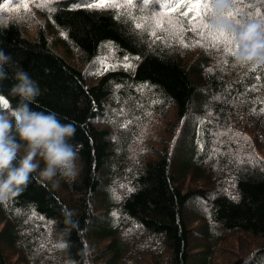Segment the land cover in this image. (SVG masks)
Returning <instances> with one entry per match:
<instances>
[{
  "label": "trees",
  "instance_id": "obj_1",
  "mask_svg": "<svg viewBox=\"0 0 264 264\" xmlns=\"http://www.w3.org/2000/svg\"><path fill=\"white\" fill-rule=\"evenodd\" d=\"M164 2L116 0L117 8L96 9L87 0H53L33 39L18 23L0 22V96L9 104L1 113L16 107L10 90L17 72H27L41 92L32 110L75 127L69 143L79 146L82 165L75 180L55 187L33 173L0 203V264H229L230 253L237 264H264V71L252 86L238 74L233 82L207 75L205 55L186 60L144 27L167 13ZM259 10L264 16V0L251 22L264 24ZM110 54L132 67L97 69L96 84L73 61ZM142 105L175 116L151 159L132 154ZM231 120L251 133L262 154L256 161L220 144L217 130ZM111 185H120L116 200Z\"/></svg>",
  "mask_w": 264,
  "mask_h": 264
},
{
  "label": "clouds",
  "instance_id": "obj_2",
  "mask_svg": "<svg viewBox=\"0 0 264 264\" xmlns=\"http://www.w3.org/2000/svg\"><path fill=\"white\" fill-rule=\"evenodd\" d=\"M228 7L229 0H213L210 27L234 36L232 57L236 65L264 66V24L249 22L234 27L225 17ZM4 59L0 52V60ZM15 79L10 94L19 97L18 103L7 114L0 113V203L26 188L33 173L38 172L55 187L60 180L71 183L82 170L77 163L79 146L69 143L75 127L61 123L53 114L32 110L31 102L41 94L38 82L23 70Z\"/></svg>",
  "mask_w": 264,
  "mask_h": 264
},
{
  "label": "rangeland",
  "instance_id": "obj_3",
  "mask_svg": "<svg viewBox=\"0 0 264 264\" xmlns=\"http://www.w3.org/2000/svg\"><path fill=\"white\" fill-rule=\"evenodd\" d=\"M261 0H229V7L226 10L225 17L226 19L234 26L235 21L239 20L241 23H249L251 22V9L254 7V4H258ZM5 0H0V5H2ZM43 3L44 0H41ZM53 2V0H52ZM23 3H27L29 5L28 9L25 10L22 7ZM251 3V4H249ZM245 4H248L247 6ZM42 8L36 6L35 0H20V4L16 3V0H11L9 4V10L0 11V22H16L20 25L21 29L23 30L24 34L29 38H35L39 27L43 25L44 18L42 16ZM232 13V17L229 18L228 14ZM259 16H263L261 10L258 12ZM164 15V14H162ZM161 14H156L153 16V19H159ZM262 21H264V16L261 17ZM215 31L213 28H211ZM229 34V33H228ZM231 35V34H230ZM156 36H161L160 38L165 37V33L163 31H157ZM183 40L185 43L189 45L193 44L196 41L200 40V37L196 35L193 31L189 30L188 26H184V33H183ZM165 41V40H164ZM172 43L175 47L180 48L181 51L185 55V59L192 61L195 59L200 58V56H206V61L208 62L205 72L207 75H214V73H221L223 75H227V77H232L231 81L238 80L231 76L232 74H238L240 76L239 80H245L247 86H252L255 80H258L257 77L260 78L259 73L264 71V66L261 67H251V65L246 67H241L236 65L233 61L232 55H228L225 53L224 47L221 46L220 48L214 47H201V46H190V47H182L176 42L175 39L169 38L165 41ZM234 49V44L232 45ZM56 50L63 54V49ZM67 56L66 54H63ZM75 65H77L81 70L85 72L88 78L89 84H96L97 83V69L101 66V70L104 66H106L102 61L103 59L99 58L95 61H87L82 62L80 57L73 59ZM107 61L109 62L112 69L120 68L126 64L127 61L125 59H119L114 54H110ZM252 70V71H249ZM250 73L253 74L251 77ZM264 74V72H263ZM227 81V80H226ZM230 82V81H227ZM257 88V85L255 86ZM147 89L145 86H141L137 88L138 91H145ZM259 91L260 88H257ZM142 115L141 120L136 122L139 123L137 134L140 135V139L138 140L137 144L132 146V154L134 156H144V158H153L154 155L158 154L159 151L164 149L166 145L165 141L169 138V133L171 132L169 125L172 124L175 120V116L173 112L170 110L169 113L163 114L160 110L156 109L149 111V108L142 105ZM2 111L0 110V113ZM9 111L4 112L7 114ZM11 118V117H10ZM243 119V118H242ZM186 121V120H185ZM114 121H112V125H114ZM109 123V122H108ZM215 130L216 127L212 125ZM232 126H237L234 128ZM100 128H104V126L99 125ZM230 129H229V128ZM223 129L228 131L224 132ZM235 130V131H232ZM181 130H176L174 134H172V139L170 141V147L173 149L175 146L176 140L179 137ZM226 133V134H225ZM246 138V139H245ZM217 139L219 140L220 144H222L225 150L228 149H236L237 154L241 156V158L248 160L246 163H250L249 161H256L257 158H260L262 154L258 151V149L252 145V135L251 133L244 130L243 125H233L232 120L229 121L227 127L217 130ZM21 155H23V149L21 150ZM39 159V158H37ZM240 160V158H239ZM241 164H245L240 160ZM41 167H43V163L41 161ZM219 245V249L223 248V245ZM226 245H230V243H226ZM239 247V242L236 245ZM222 258L218 253V259ZM217 259V260H218ZM239 259H236L233 253H230V263L229 264H237Z\"/></svg>",
  "mask_w": 264,
  "mask_h": 264
},
{
  "label": "snow or ice",
  "instance_id": "obj_4",
  "mask_svg": "<svg viewBox=\"0 0 264 264\" xmlns=\"http://www.w3.org/2000/svg\"><path fill=\"white\" fill-rule=\"evenodd\" d=\"M156 2L159 3V0H156ZM10 3L11 0H5V2L0 5V11L9 10ZM16 3L20 4V0H16ZM35 3L37 7L47 10L49 16H51V11L53 10L52 0H44L43 3L41 0H35ZM127 3L131 4L132 0H127ZM86 6L96 9L119 7L116 0H87ZM22 7L27 10L29 5L23 3ZM163 7L168 9L166 14L162 15L159 19L149 20L147 24L144 25L146 30H149L151 36L160 39V37L156 36V32L163 31L165 33L163 40L166 41L169 38H173L182 47L198 45L205 48H220L223 46L226 54H233L234 49L232 45L234 44V36L221 30L213 31L210 27L211 21L214 18L211 0H165ZM174 15L176 17L175 19L173 18ZM232 15V13H229L228 17L231 18ZM185 22L188 24L189 30L200 37L199 41L191 45L185 43L183 40ZM235 25L239 26L240 21L236 20ZM141 26L140 23L136 24L137 28ZM127 60L128 58L125 57V61ZM126 66L129 68L132 67L130 63H127ZM257 79H259V77H257ZM8 107V101L3 96H0V108L7 109ZM262 111H264V109H262ZM57 247H62V245H57Z\"/></svg>",
  "mask_w": 264,
  "mask_h": 264
}]
</instances>
